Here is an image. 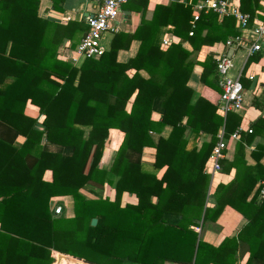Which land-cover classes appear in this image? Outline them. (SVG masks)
I'll use <instances>...</instances> for the list:
<instances>
[{
	"label": "trees",
	"instance_id": "1",
	"mask_svg": "<svg viewBox=\"0 0 264 264\" xmlns=\"http://www.w3.org/2000/svg\"><path fill=\"white\" fill-rule=\"evenodd\" d=\"M39 1L0 0V264H51V251L85 264H233L238 247L245 248V264H264V198L255 201L256 189L246 201L264 174L243 160L253 128L262 127L264 120L251 124L249 134H239L231 162L219 161V172L234 169V177L216 185L213 204L205 207L209 177L204 165L216 134L221 131L227 138L240 118L234 113L219 116L215 104L207 101L194 114L189 105L190 52L237 35L233 18L218 21L214 13L201 10L194 21L197 0H184L155 5L146 20V0H137L140 21L133 32L115 33L100 57L74 67L58 60L56 51L86 27L40 18ZM49 1L53 10H60V0ZM261 1L239 0V11L251 20ZM164 27L178 41L162 50ZM131 41L138 42L135 55L117 62L116 53ZM214 61L208 54L198 64V80L218 97ZM154 99L160 100L157 122L150 120ZM27 102L43 117L40 125L24 115ZM165 125L170 127L167 138L153 144L149 133ZM111 129L121 132L122 140L106 172L98 163ZM186 131L193 137L206 134L209 141L187 149ZM18 137L23 141L16 147ZM42 143L71 153L44 151ZM145 147L155 151L152 169H163L159 179L140 166ZM250 156L263 157L264 146H256ZM45 171L50 182L42 180ZM111 176L116 178L113 184ZM88 183L113 185V199L84 200L78 191ZM122 193L133 195L136 204L121 207ZM55 197L70 199L71 217L52 215L49 202ZM225 206L246 224L216 246L204 243L192 228L215 222ZM167 214L176 215V223L168 224ZM91 219L96 220L92 227ZM61 255L55 258L65 261Z\"/></svg>",
	"mask_w": 264,
	"mask_h": 264
},
{
	"label": "crops",
	"instance_id": "2",
	"mask_svg": "<svg viewBox=\"0 0 264 264\" xmlns=\"http://www.w3.org/2000/svg\"><path fill=\"white\" fill-rule=\"evenodd\" d=\"M60 10L55 11L52 9V4L49 0H40L38 5V16L44 20L53 22L54 24L62 25L64 26L68 22H76L84 25L83 23V17L86 15H89L93 11V4L83 2L81 0H60ZM134 1L137 0H129L126 4L122 5L120 8V13L117 16L116 20V27L115 31H107L103 34V36L100 39V46L103 50V52L107 51L109 49V43L111 41V38L113 35L117 32H125V33H132L135 27L138 25L140 21V13L136 12V3ZM170 1H177L182 2L184 0H146V6L144 9V18L148 20L151 16V12L153 10V7L155 5H163L166 6L169 4ZM128 12V13H122ZM264 13V12H263ZM254 15L252 19H261L262 15ZM235 26V25H234ZM85 27V25H84ZM82 34H76L70 41H63L60 47H58L56 51V58L60 61H67L66 58H70L72 56V50L74 46L79 41ZM163 38H168L171 42H177L178 40L172 37L167 32V27L162 28L161 34H160V44L161 40ZM182 47L190 52L191 48L187 43L181 42ZM138 48V42L137 41H131L128 48L126 50H119L116 53V61L119 63H125L129 59H131ZM162 50H164L166 47H161ZM238 53V56H235L236 52ZM229 51L225 49L224 43H217L213 44L210 47H202L199 51L196 52H190V55L188 57V61L193 63L190 77L187 81V86L191 89V95L189 99V105L192 106V114H194L199 106L207 101L211 104H215L217 96L214 91L211 89L206 88L199 82V75L201 73V67L198 65L199 63H202L205 57L208 54H212L213 58H216L222 54H227ZM230 54H228L231 57V63L233 59L238 58L239 59V69L237 70L235 76L230 77V79L237 77L238 74H240L239 82L244 90V96H243V103H242V111L239 114H235L240 118V122L238 126L247 127L249 129H252L250 127L251 124H253L257 119H263L264 120V51L262 54H255L253 56H246L245 50L243 49H237V50H230ZM255 57H258L255 59ZM69 63V62H68ZM71 66L77 67V65ZM232 69V67H231ZM133 73V71H127L126 74L130 76ZM142 77H146L144 73H140ZM251 82H255L254 86H251ZM255 101V106L252 104V102ZM129 107V103L127 104L125 110L127 111ZM217 113V112H216ZM24 115L27 117L34 119L36 121L37 125H40L43 117L38 113V110L35 106L29 104L28 102L25 104L24 107ZM219 115V114H218ZM161 116V109H160V100L154 99L151 104V113H150V120L153 122H157L160 119ZM220 116V115H219ZM223 117V116H221ZM263 126H259L260 128L254 127V136L252 138L251 143L244 148V163L246 166L253 167L257 170H259L262 174H264V156L260 157L259 159L255 160L250 156L251 152H256V146H264V123ZM170 132V127L168 125H165L162 127V129L156 133L150 132L149 137L153 144L156 143L158 138L166 139L168 134ZM219 132V131H218ZM244 133V132H242ZM227 138H224L225 144H226V151L224 154V158L222 160H225L227 162H231L234 155V145L236 141L238 140H232L230 139V135ZM184 138L187 141L186 148L189 149L191 147H194L195 149H198L200 144L205 142L207 143L209 141V136L206 134H201L198 136L193 137L189 131H186L184 133ZM122 140V133L111 129L108 131V136L104 143V148L98 163V168L103 171H108L112 159L114 157V154L119 147ZM23 139L21 137H18L14 140L13 145L19 146ZM42 149L44 151L52 152V153H58L62 156H69L71 153V150L66 147H59L52 144L42 143ZM154 149L151 147H145L141 150L140 153V166L143 171L147 173H153L156 177V179H159L163 169H160L158 171H154L152 169L153 167V161H154ZM234 169H230L227 173H221L215 174L213 176H209V183H208V192L207 197L205 200V207H211L213 204L212 200V193L214 191V188L217 184L226 185L230 183L233 180L234 177ZM205 174H207L204 171ZM109 179L112 181V184L115 182L116 178L111 176ZM42 180L44 182H50L51 181V174L49 171H45L42 175ZM264 181V180H263ZM258 181L254 187L252 188L250 194L248 195L246 201H249L251 198L254 197L256 194V189L259 187ZM113 186V185H112ZM112 186L107 185L104 183L102 186H97L91 183L86 184L82 188L79 189L78 193L84 200H97L102 198H107L108 200L113 199V189ZM255 201L257 200V195L255 197ZM151 202H154V199H151ZM71 201L68 197H55L52 198L49 202L50 211L52 213V209L54 207L60 206L62 213L61 215L64 218L71 217L72 212L68 213L67 211V204ZM120 206L124 205H135L136 199L133 195H129L127 193H122L120 200H119ZM64 206L65 208H63ZM65 212L67 215H65ZM165 221L168 224H174L177 221V216L172 214H167L164 216ZM246 224L245 219L239 215L237 212L232 210L230 207L225 206L223 207L222 211L216 218L215 222H205L202 227L200 228H192V230L197 233L198 238L203 241L206 244H209L211 246L218 245L222 239L224 238H231L235 237L236 234L239 232V230ZM55 255H61L59 253H56L54 251H51L50 256L52 258L51 264H68V260H75L71 257L61 255L65 257V261L61 260V258H55ZM234 263L233 264H245V261L247 259V253H245L244 247H238V249L235 251L234 255ZM79 263L83 264L79 261ZM124 264H131V263H124ZM162 264H176L171 262H163Z\"/></svg>",
	"mask_w": 264,
	"mask_h": 264
},
{
	"label": "built area",
	"instance_id": "3",
	"mask_svg": "<svg viewBox=\"0 0 264 264\" xmlns=\"http://www.w3.org/2000/svg\"><path fill=\"white\" fill-rule=\"evenodd\" d=\"M93 4V11L83 17L86 31L80 37L78 43L72 50V56L66 58L72 65H77L83 60H94L101 56L103 50L100 46V39L107 31H115L117 16L122 5L129 0H81ZM212 12L217 16L218 21L225 17H232L237 35L229 37L224 42L226 50H245L246 56L262 54L264 51V13L261 19H249L247 14L239 11V0H197L192 6V18L195 21L198 12ZM192 33L189 32L188 36ZM170 43L168 38L161 40V47ZM214 70L216 75V86L219 95L216 99V112L220 116L227 113L239 114L242 111L244 90L239 82L240 74L230 79L227 73L232 67L231 57L222 54L214 58ZM250 133L247 127L238 126L230 135V139L237 140L240 133ZM226 144L219 131L216 134V142L211 148L210 154L204 165V171L209 176L218 174L220 171L219 161L224 158ZM264 198V181L259 182L257 200ZM61 207L52 209L53 216H60Z\"/></svg>",
	"mask_w": 264,
	"mask_h": 264
},
{
	"label": "rangeland",
	"instance_id": "4",
	"mask_svg": "<svg viewBox=\"0 0 264 264\" xmlns=\"http://www.w3.org/2000/svg\"><path fill=\"white\" fill-rule=\"evenodd\" d=\"M260 6H261V10L258 12V14H260V13L262 14L264 12V0L260 2ZM238 53L239 52L237 51L235 53V56H238ZM238 69H239V59L235 58L232 61V69H230L229 72L227 73V77L230 78V77L235 76ZM254 84H255V82H251L252 87L254 86ZM62 207L65 208L64 206H62ZM66 208H67L68 213L72 212L70 203L67 204ZM65 215L68 216V214H66V212H65Z\"/></svg>",
	"mask_w": 264,
	"mask_h": 264
},
{
	"label": "water",
	"instance_id": "5",
	"mask_svg": "<svg viewBox=\"0 0 264 264\" xmlns=\"http://www.w3.org/2000/svg\"><path fill=\"white\" fill-rule=\"evenodd\" d=\"M122 13H128V12H124V11H122ZM229 52L226 54V56H229L228 54H230L231 52H230V50H228ZM95 223H96V220L95 219H91L90 220V223H89V225L92 227V226H94L95 225ZM68 260V264H69V262H70V259H67ZM73 261H75L76 262V264H81V263H79V261L78 260H73ZM81 262V261H80ZM83 263V262H82ZM83 264H85V263H83Z\"/></svg>",
	"mask_w": 264,
	"mask_h": 264
},
{
	"label": "bare ground",
	"instance_id": "6",
	"mask_svg": "<svg viewBox=\"0 0 264 264\" xmlns=\"http://www.w3.org/2000/svg\"><path fill=\"white\" fill-rule=\"evenodd\" d=\"M69 264H76V262L73 260H70Z\"/></svg>",
	"mask_w": 264,
	"mask_h": 264
}]
</instances>
